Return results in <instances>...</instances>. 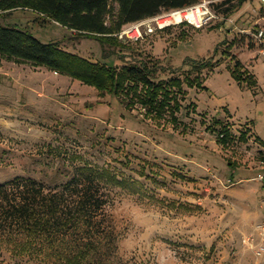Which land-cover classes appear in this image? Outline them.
Returning <instances> with one entry per match:
<instances>
[{
  "label": "rangeland",
  "instance_id": "374dc122",
  "mask_svg": "<svg viewBox=\"0 0 264 264\" xmlns=\"http://www.w3.org/2000/svg\"><path fill=\"white\" fill-rule=\"evenodd\" d=\"M210 9L219 18L204 28L185 23L138 42L117 38L115 51L55 22L42 26L30 11L0 18L116 71L153 60L156 81L200 80L199 87L184 82L174 122L170 112L159 119L141 103L128 107L126 95H102L0 56V186L24 179L61 189L84 167L128 183L109 188L117 244L105 264H264L245 244L259 222H241L228 201L232 139L219 137L226 130L238 139L252 127L264 140V56L254 37L264 30V4L249 1L229 17ZM238 69L254 84L240 85ZM28 242L4 220L0 264H61Z\"/></svg>",
  "mask_w": 264,
  "mask_h": 264
},
{
  "label": "trees",
  "instance_id": "16d2710c",
  "mask_svg": "<svg viewBox=\"0 0 264 264\" xmlns=\"http://www.w3.org/2000/svg\"><path fill=\"white\" fill-rule=\"evenodd\" d=\"M211 1L216 13L229 17L245 3L254 0ZM201 0H0L3 14L25 10L37 16L42 26L55 22L77 34L92 38L115 51L117 34L123 26L147 18L198 5ZM113 4L118 11L114 14ZM110 19V24H108ZM105 38V39H103ZM0 56L18 64L45 67L94 87L102 95L131 97L129 106L141 103L151 115L161 119L166 113L177 122L179 96L184 82L199 87V79L156 81L159 62L140 61L125 65L119 71L61 49L59 42L43 43L28 29L0 23ZM237 67H241L240 63ZM246 73L234 72L241 85L254 84ZM220 141L226 143L223 130ZM106 176V178H105ZM128 187L110 174L89 167L78 171L61 189L47 190L43 185L16 179L0 186V227L9 222L13 232L19 230L29 239L26 247H35L45 257L61 264H105L103 257L116 248L117 231L110 212L114 201L110 186ZM4 224H6L4 222Z\"/></svg>",
  "mask_w": 264,
  "mask_h": 264
},
{
  "label": "crops",
  "instance_id": "0c3cea01",
  "mask_svg": "<svg viewBox=\"0 0 264 264\" xmlns=\"http://www.w3.org/2000/svg\"><path fill=\"white\" fill-rule=\"evenodd\" d=\"M33 68L44 71L43 67ZM54 74L61 77L56 72ZM235 134L239 138H229L228 141L232 139V142L226 149L228 164L234 170V175L227 181L231 183L228 201L239 220L247 221L251 227L264 218V140L252 127L245 132L246 135Z\"/></svg>",
  "mask_w": 264,
  "mask_h": 264
},
{
  "label": "built area",
  "instance_id": "2783aa9c",
  "mask_svg": "<svg viewBox=\"0 0 264 264\" xmlns=\"http://www.w3.org/2000/svg\"><path fill=\"white\" fill-rule=\"evenodd\" d=\"M260 1L264 4V0ZM211 3V1L207 0L203 4H198L190 8L162 12L157 16L125 25L114 36L121 40L128 39L132 42H138L144 38V33L152 34L156 31H163L167 28L185 23L196 29L204 28L213 19L219 18L211 11ZM190 14H193V20L189 18ZM229 21L234 23L233 20ZM254 37L256 44L260 48V53L264 56V30H258ZM245 244L257 259L264 257V218L255 226L253 234L245 241Z\"/></svg>",
  "mask_w": 264,
  "mask_h": 264
},
{
  "label": "bare ground",
  "instance_id": "6f19581e",
  "mask_svg": "<svg viewBox=\"0 0 264 264\" xmlns=\"http://www.w3.org/2000/svg\"><path fill=\"white\" fill-rule=\"evenodd\" d=\"M189 18H190L191 20H193V14H190Z\"/></svg>",
  "mask_w": 264,
  "mask_h": 264
}]
</instances>
